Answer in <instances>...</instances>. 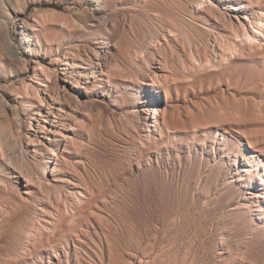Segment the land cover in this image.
Listing matches in <instances>:
<instances>
[{
    "label": "rangeland",
    "instance_id": "obj_1",
    "mask_svg": "<svg viewBox=\"0 0 264 264\" xmlns=\"http://www.w3.org/2000/svg\"><path fill=\"white\" fill-rule=\"evenodd\" d=\"M200 1L0 0V264H264V0Z\"/></svg>",
    "mask_w": 264,
    "mask_h": 264
},
{
    "label": "bare ground",
    "instance_id": "obj_2",
    "mask_svg": "<svg viewBox=\"0 0 264 264\" xmlns=\"http://www.w3.org/2000/svg\"><path fill=\"white\" fill-rule=\"evenodd\" d=\"M232 1V0H231ZM250 1V3L252 4V8H254L255 7V5L253 4L254 2H253V0H248L247 2H249ZM199 5H202L200 8H199V11L201 12V13H205V11H207L208 10V6H207V3H206V1L205 0H202V1H200V2H198V6ZM246 6H244V5H241V8H245ZM233 9H236V8H233ZM209 15H208V18H207V21H210V22H213V23H217L218 25V27L221 29V30H223V32H228V29L229 30H231V33H232V31H234L235 30V26H234V24H233V20H232V18L231 17H227V15H226V13L225 12H223L222 10H220L219 9V6L218 7H214L213 6V4L211 3V6L209 7ZM206 14V13H205ZM245 19H247V20H249V22H251V20H250V18H245ZM258 26H257V28H255L256 30H257V32H255L256 34H259V32H260V30H262L261 28L264 26V21L261 19V17L260 16H258ZM33 21H35V20H33ZM2 29H3V26H2V28L0 27V34H3V33H1L2 32ZM37 28H36V25H34V23H30L28 20H25L24 22H23V26L21 27V33L23 34V35H25V37L27 38V40L29 39L30 41H32V40H34L35 38L38 40V35L36 34V32L35 31H37L36 30ZM250 35H247L246 34V37H247V39H250L251 40V38L249 37ZM5 37V36H4ZM34 37V38H33ZM234 37L236 38V37H238V36H236V35H234ZM1 39H2V37H1ZM4 40V39H3ZM2 41V40H1ZM2 43V42H1ZM99 43H101V40H100V42ZM9 46V45H8ZM3 47V46H2ZM1 48V47H0ZM104 48H106V46L104 47ZM103 48V49H104ZM1 50V49H0ZM10 50V49H9ZM8 50V51H9ZM5 51V50H4ZM8 51H5V52H8ZM16 51H13L12 52V55H13V57L14 56H16V55H18V53L16 54L15 53ZM1 53V52H0ZM10 54V53H9ZM2 55V54H1ZM67 56H69V54H67ZM104 56L106 57L107 56V54L105 53L104 54ZM17 57V56H16ZM12 59H15V58H12ZM97 59H98V57H97ZM59 60H60V58H59ZM164 60V59H163ZM81 61L84 63V64H86V63H88L87 65L89 66V67H91V68H93V66L94 65H97V67L99 66V67H101V63H95L93 60H91L90 58H89V62H86L85 60H83V59H81ZM164 61H166V60H164ZM41 65V63L39 62V66ZM88 67V68H89ZM86 69V68H85ZM43 72L44 73H47V71L43 68ZM78 76L79 77H81L80 76V73L78 74ZM83 88V87H82ZM34 89L37 91V88L36 87H34ZM58 90V88L57 87H55L54 88V91H55V93H56V91ZM38 92V91H37ZM150 98L151 99H153V97L152 96H150ZM49 106L51 107V109H53L54 107H53V105H51V104H49ZM49 115H53V114H50L49 113ZM156 116H159V113H156L155 112V114H154V116H153V118L155 119L154 121L156 122V123H158V119H157V117ZM43 119V118H42ZM38 125H39V127L41 128V133H43L42 131V129H45V126H41V124L40 123H38ZM52 155L54 156V157H57V155H56V153L55 152H52ZM16 176V175H15ZM78 195H81V193L80 192H78ZM262 198H264V195H263V197Z\"/></svg>",
    "mask_w": 264,
    "mask_h": 264
}]
</instances>
